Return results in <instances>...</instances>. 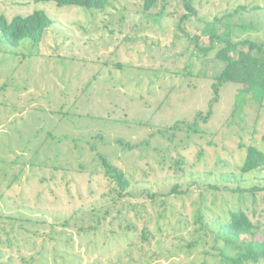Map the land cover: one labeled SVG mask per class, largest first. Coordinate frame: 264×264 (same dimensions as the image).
Masks as SVG:
<instances>
[{"label":"rangeland","instance_id":"1","mask_svg":"<svg viewBox=\"0 0 264 264\" xmlns=\"http://www.w3.org/2000/svg\"><path fill=\"white\" fill-rule=\"evenodd\" d=\"M185 1L145 12L141 0L104 11L0 0L9 22L40 10L54 21L39 45L0 35L1 262L219 264L213 247L232 212L264 233V191L233 192L247 147L264 152V90L228 82L216 93L221 44L200 53L213 24L221 38L264 44V0H187L197 13L187 34ZM102 158L140 180L135 191L179 192L105 197Z\"/></svg>","mask_w":264,"mask_h":264},{"label":"trees","instance_id":"2","mask_svg":"<svg viewBox=\"0 0 264 264\" xmlns=\"http://www.w3.org/2000/svg\"><path fill=\"white\" fill-rule=\"evenodd\" d=\"M26 2H54L59 7L71 6L82 10H96L104 11L112 6L114 0H17ZM160 0H141L143 10L149 12L154 8ZM186 7L190 10L189 14L181 16L178 22V28L182 33L187 34L182 28L183 24L191 17L196 15L195 9L192 7V3L185 1ZM218 20V19H217ZM54 21L44 11H35L27 16H15L10 22L4 17L0 16V35L2 40L10 46L18 47L20 44L28 40L33 45H39L47 32L52 28ZM214 26V24H213ZM212 25L207 27L205 34L209 42V47L200 48V53L207 56L209 52L215 51L216 46L221 44L218 50H216L215 57L217 60L224 64L223 70L218 76L215 77V82L212 85L215 92H218V87L224 83L233 82L243 85L244 90H255L256 87L264 90V44L257 41L242 40L234 42L230 38L229 34L226 38H221L214 31ZM244 26V25H243ZM245 27V26H244ZM210 28V31H208ZM200 38L195 36L196 47ZM239 47H243L242 50H238ZM232 53H236L233 55ZM209 114L201 116L202 119L207 120ZM180 161V160H179ZM179 161L177 164L179 165ZM181 163L183 161H180ZM103 166V170L107 179L114 186L105 197L112 195L116 196L117 200L125 199L127 197L137 198V196L148 199L150 202L157 201L159 198H166L170 195L178 193L179 185L172 186L170 192L167 195H162L154 191L142 189V191H135L139 181L130 179L129 176L118 169H116L106 159L102 158L100 162ZM183 169V168H182ZM240 176L238 183L244 186H239L233 192L239 194H249L253 199H256L258 192L264 191V178L261 179L260 173L264 172V152L257 147L251 145L246 149V157L240 166ZM164 171V168L159 169ZM173 176L179 178L185 171L181 169L171 170ZM147 173H143L146 175ZM247 175L253 176V183L247 185L245 177ZM147 176V175H146ZM145 176V179H146ZM234 178L237 176L233 175ZM231 180V179H228ZM138 182V183H137ZM137 183V184H136ZM133 186V190L131 187ZM187 194L188 191L181 192ZM131 199V198H129ZM165 203V200H163ZM125 207H129V211L145 212L144 206L141 210L138 207L127 201ZM128 211V212H129ZM111 212L107 209L104 213L108 217V213ZM119 213H123L121 209ZM138 213H135L137 218ZM196 222H201V216L196 214ZM132 224L128 225L130 227ZM222 236L218 237L223 243L221 247L216 248L215 255L219 259V264H260L264 263V233L259 231L255 225L252 224L248 215L238 210L230 214V220L228 223L220 226ZM147 229L143 228L144 233ZM142 233V234H143ZM146 238V236H145ZM0 264H8L1 262Z\"/></svg>","mask_w":264,"mask_h":264}]
</instances>
